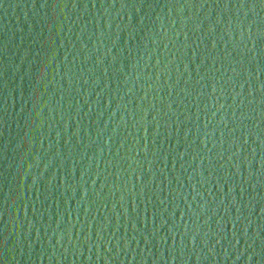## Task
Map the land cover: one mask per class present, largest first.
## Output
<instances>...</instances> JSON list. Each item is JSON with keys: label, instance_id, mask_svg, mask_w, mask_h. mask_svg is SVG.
Here are the masks:
<instances>
[{"label": "water", "instance_id": "95a60500", "mask_svg": "<svg viewBox=\"0 0 264 264\" xmlns=\"http://www.w3.org/2000/svg\"><path fill=\"white\" fill-rule=\"evenodd\" d=\"M0 264H264V0H0Z\"/></svg>", "mask_w": 264, "mask_h": 264}]
</instances>
